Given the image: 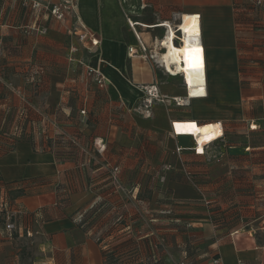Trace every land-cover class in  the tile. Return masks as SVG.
I'll return each mask as SVG.
<instances>
[{"label":"rangeland","instance_id":"374dc122","mask_svg":"<svg viewBox=\"0 0 264 264\" xmlns=\"http://www.w3.org/2000/svg\"><path fill=\"white\" fill-rule=\"evenodd\" d=\"M237 3L241 8L235 18H240L237 27L245 39L241 59L251 63L206 68V96L201 98H188L181 75L163 70L158 71V80L166 81L177 94L159 93L154 98L138 86L139 94L129 107L107 94L106 78L85 57L74 61L79 48L78 52L93 54L99 43L91 46L87 35L84 45L71 26L69 35L78 43L73 51V44L69 45L67 55L66 102L71 108L52 116L60 124L53 122L54 135L60 138L54 140L52 154L62 161L58 164L64 172L54 187L67 202L71 187L80 190V220L98 238L102 264H181L183 260L196 264L207 257L209 242L264 212V7L256 8L253 0ZM30 25L24 28L26 34L36 32ZM175 31L174 39L179 40L177 27ZM0 67L11 66L0 61ZM174 98L186 104L178 105ZM153 113L195 118L199 123L219 121L223 135L209 136L198 147L203 153L194 152L191 137L140 125ZM40 117L47 128L50 119ZM178 129V134H188L183 126ZM76 171L82 175L78 184L69 176ZM14 198L15 192L8 191L0 176V207L5 206L0 208V237L16 239L25 260H35L41 255L39 236L27 237L31 232L17 226L19 208ZM6 212L11 214L10 232L3 230ZM101 263L98 256L92 262Z\"/></svg>","mask_w":264,"mask_h":264},{"label":"crops","instance_id":"0c3cea01","mask_svg":"<svg viewBox=\"0 0 264 264\" xmlns=\"http://www.w3.org/2000/svg\"><path fill=\"white\" fill-rule=\"evenodd\" d=\"M41 1L59 4L64 0ZM237 1L71 0V8L65 19L58 21L46 13L39 15L36 23L44 25L46 31L26 34L24 28L36 21L27 12L30 10L20 2L0 0V61L10 65L14 73L9 74V68L0 67V90L8 102L14 103L16 96L11 88H21L41 112L61 107L69 110L71 107L66 102L68 92L65 88L69 86V80L65 82V77H70L67 55L70 44L78 45L69 31L77 19L82 26L97 34L99 44L93 54L78 52L79 48L73 56L74 61L85 57L86 63L106 78L108 95L131 107L141 85L154 84L163 95L177 94L166 81L158 80L157 74L166 66L165 54L169 55V68L178 70L185 64L184 55L181 54L185 45L182 31L178 29L180 41L174 39L175 28H178L184 14L190 15V46L202 49L203 57L196 59L195 63L205 69L206 84L208 67L251 63L241 59L245 39L242 35L244 31L236 23L235 11L241 8ZM162 23L174 29L175 37L171 40L176 49L169 52L165 44L168 26ZM161 31L162 36L159 35ZM136 33L145 42L147 53L151 54L148 59L127 54L128 46L138 43ZM27 65L43 67L41 82L34 89L22 79V70ZM182 83L187 96L183 77ZM152 115L140 125L164 133L172 129V133L179 138L191 137L195 143L194 152L198 153H203V150H198L196 136L190 135L185 122H195L199 126L219 122L199 123L195 118L173 119L162 113ZM175 122L188 130V134H178L181 129L174 128ZM137 125H133V129ZM60 169L51 152L35 151L27 141H18L12 150L0 154V176L8 183V191L15 192L13 201L19 208L17 226L20 230L23 228L31 232L27 237L39 236L41 248L39 257L26 261L16 239L1 236L0 264H92L96 256L101 263L98 238L84 229L80 220L82 209L79 199L83 197L80 190L76 186L71 187L70 202H67L62 201L60 189L54 187L55 182L57 184L64 178V172H60ZM69 176H73L78 184L77 180L82 175L76 171ZM214 256L219 257L221 264H239L242 261L245 264H264V212L251 216L245 225L230 228L227 233L209 242L207 257L196 264H215L212 260Z\"/></svg>","mask_w":264,"mask_h":264},{"label":"trees","instance_id":"16d2710c","mask_svg":"<svg viewBox=\"0 0 264 264\" xmlns=\"http://www.w3.org/2000/svg\"><path fill=\"white\" fill-rule=\"evenodd\" d=\"M253 4L256 8L261 7L259 5H256L254 2ZM239 22H241L240 18L236 17V23L238 25H240ZM25 73H26L25 77L22 75L23 81L26 84L33 87L34 89L41 82L43 67L41 66L32 67V65H30L29 70H27ZM11 90L16 96L15 102L17 104L8 102L6 100L7 98L6 95H4L3 91L0 90V139H3V142L0 140V143L2 142L0 144V154L12 150L16 142L18 141L29 142L33 150L35 151L38 150L37 147L39 146L41 151H46V152L48 151L51 153L52 151L55 152L54 140L56 138L59 139L60 134L54 135L53 122L57 125L60 124H58V118H53L52 116L55 114V111H58L63 108L62 107L52 108L48 112L45 110L43 112L38 111L37 110L38 107L36 109L30 96L27 95L25 92H23L21 88L12 87ZM64 112L66 111L64 110ZM14 115L15 116L19 115V116L17 117V119H15ZM40 115H46L47 118L50 119L47 128H43L44 123H42L43 119H41ZM48 131H50L51 133L49 134ZM37 139L38 142L36 141ZM56 162L61 163L62 161H56ZM5 184L8 187V183ZM1 219H3L2 216ZM181 262H180L181 264H185L184 260Z\"/></svg>","mask_w":264,"mask_h":264},{"label":"bare ground","instance_id":"6f19581e","mask_svg":"<svg viewBox=\"0 0 264 264\" xmlns=\"http://www.w3.org/2000/svg\"><path fill=\"white\" fill-rule=\"evenodd\" d=\"M190 20V15L184 14L182 21L178 25L179 31H182L183 40H185V45L182 46L181 54L184 55V66L182 69L174 70L169 68V55L165 54L167 66L166 72L169 74L177 75L180 74L183 77L184 84L187 87V97L194 98V96H204L206 94V84H205V69L195 63V60L203 57L202 49L200 47H193L189 44V25L188 21ZM162 25L168 26V32L165 39V44L168 49V52L176 49L173 41L171 40L174 29L169 26L167 23H162ZM175 64V63H173ZM145 88V86H144ZM146 88H153L151 85H146ZM155 95V93H153ZM182 104V102L180 103ZM185 126L190 130V135L196 136V141L198 143V147L203 145L202 142L205 141L206 138L212 136L214 138L220 137L223 135V129L221 128L220 122L210 123L206 125H197L195 122L186 121ZM179 124L175 122L174 128L178 129ZM193 137V136H192Z\"/></svg>","mask_w":264,"mask_h":264},{"label":"built area","instance_id":"2783aa9c","mask_svg":"<svg viewBox=\"0 0 264 264\" xmlns=\"http://www.w3.org/2000/svg\"><path fill=\"white\" fill-rule=\"evenodd\" d=\"M10 2H20L21 5L27 7L34 15L35 18L34 20H36L37 17H39L40 14L43 13H48L50 14L52 17H54L56 20H63L66 18L67 16V11L71 8L70 2L71 0H64L62 2H59V4H53L50 2H46V1H41V0H9ZM253 2L256 5H259L261 7H264V0H253ZM32 30H35L36 32L39 33H43L45 31V27L44 26H40L36 23V21H34V23L32 25H30L29 27ZM72 29H73V33L74 31L76 33L79 32V41H81L84 45L86 41H88L90 43L91 46H95L98 43V40L96 38V36L90 32V30H88L87 28H85L84 26L81 25L80 22H78V20H74L73 24H72ZM87 35H89L88 39L85 41ZM177 37V36H176ZM136 41L138 42L136 45H129L127 48V54L128 56L134 57V56H140L143 59H148V57H151V54L147 53V47L144 41L141 40V38L139 37V35L136 33ZM77 46L76 45H71L70 49L73 51L75 50ZM164 70H167V67H164ZM151 85L153 88H146V85H141L143 86L142 88L148 89V93H150L151 95H153V93H155V95H153L154 98L158 97V89L157 86L154 84H149ZM144 88V89H145ZM150 95V96H151ZM176 103L179 105V103H181V101H179L178 99L174 98ZM2 205V204H1ZM5 207V206H1L0 208ZM10 213L6 212V222L3 225V230L10 232L11 228H12V223L8 222V218L10 217ZM10 234V233H8ZM213 262L215 264H221V260L219 259V257H214L213 258ZM239 264H245V262H239Z\"/></svg>","mask_w":264,"mask_h":264}]
</instances>
